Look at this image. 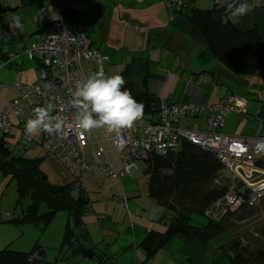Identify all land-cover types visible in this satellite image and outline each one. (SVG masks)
I'll list each match as a JSON object with an SVG mask.
<instances>
[{
    "label": "crops",
    "instance_id": "obj_1",
    "mask_svg": "<svg viewBox=\"0 0 264 264\" xmlns=\"http://www.w3.org/2000/svg\"><path fill=\"white\" fill-rule=\"evenodd\" d=\"M178 1L183 3L182 6L185 9L211 12L214 21L231 23L239 32L255 30L264 39V0H249V3L253 5L252 11L243 17H233L227 12L226 5L229 0ZM167 2L166 0H84L70 4L60 1L55 6L56 0H0V114L17 96L13 89L15 80H19L22 84H33L38 81L39 67L37 63L28 61L25 49L36 36H43L51 26L62 19L60 13L62 9H67L70 13V26L82 29L84 32L86 31L84 24L79 23L80 11L95 14L94 23L101 21L104 25V29L99 34V42H94L89 37L90 34H87L92 41V46L107 58L109 57L108 61L113 63L110 65L107 62L104 65V73L109 76L120 75L124 81H127L129 77L125 79L122 72L130 68L133 74L136 68H140V74L134 75L135 80L139 82L147 70L149 91L159 102L177 104L186 102L211 106L220 99L235 94L232 89L237 86L236 84H243L248 78L236 77L216 63L207 53L200 37L191 30L185 19L177 13L178 11L170 10ZM176 9L180 10V7ZM17 19L19 26L16 24ZM196 43L202 45L200 50L195 48ZM115 63L116 66H114ZM247 88L248 86L245 89ZM207 115V112H204L198 117L202 129L206 126ZM256 116L263 122L264 109L260 112L256 111ZM230 117L231 121L236 118L231 114L227 118ZM193 119L188 116L180 122V126L191 128ZM12 121L14 122V119ZM239 121L241 122L237 128L240 129L239 131L231 130L223 131V133L240 136L257 133L250 128L253 125L252 122L249 120L246 122L243 118H240ZM254 122L257 127L261 125L259 121L256 123L254 120ZM137 123H142V121ZM248 129L249 131H247ZM259 133L260 131L257 134ZM88 136L85 135L86 139L89 143L94 141L102 159H104L103 152H106L109 158L118 156L111 145L112 134H107L102 129L96 132L95 138L92 137L94 140H90ZM90 148L91 151L94 149L92 142ZM87 154L89 153L85 152V155ZM35 159H42L40 170L50 184L71 185L70 175L57 160L48 155L46 158ZM47 161L53 165V168L50 167L48 171L43 168ZM144 178V186H140L132 180L133 174L132 178H120L116 181L103 180L106 182L103 192L98 185L90 184V187L95 189L92 193L95 194L92 195L93 199H90L91 197L89 198L87 194L86 182L80 191L74 188L73 192H77L76 197L72 192V197L75 199L82 195L88 201L89 205L82 219L83 226L87 234H89V228L98 231L97 241L94 245L88 239L90 246L97 250L102 243L107 253L100 252L112 257L113 262L118 257L116 248H120L122 253L127 251L133 253V249H138L147 233L150 231L164 233L166 231L165 211L162 212L160 209L163 207L147 195L145 175ZM90 180L92 177H89ZM3 181H0V189L3 188ZM7 185H9L8 182ZM3 195L4 193L0 194V229L7 227L13 232L15 229V235L13 232L5 233V235L0 234V251L9 249L14 252L27 253L35 244L43 248L39 243L47 228L41 231L39 227L33 225L16 223V221H20L23 211L30 201L25 207H22L23 202L19 204L17 197L16 206L19 207V213L17 215L3 213L4 208L1 205ZM120 195L126 196V207L128 201L135 207V204L142 198H149L160 208H154L153 211L156 214L148 220L147 225L143 226L139 223V219L126 218V214H121L116 210L119 208L115 199ZM131 220H135L134 228L135 226L143 227H140L141 231L136 230L134 233L130 229ZM137 221L138 223L135 224ZM28 226L34 227L33 230L24 229ZM16 228L20 229L19 235L16 233L18 231ZM126 230L129 236L125 240L127 246L123 248L121 247L122 243L116 245V242L119 240L120 232L127 235ZM27 233V238H23ZM60 238L61 245L63 234ZM219 246L196 245L184 242L179 238H173L150 259L147 260L142 252L143 260L135 259L128 264H230L226 255L218 250ZM70 258L65 262L70 264H90L92 262L82 258L78 260H75L74 257ZM35 259H38L37 255H35ZM52 262L57 264L56 259Z\"/></svg>",
    "mask_w": 264,
    "mask_h": 264
},
{
    "label": "built area",
    "instance_id": "obj_2",
    "mask_svg": "<svg viewBox=\"0 0 264 264\" xmlns=\"http://www.w3.org/2000/svg\"><path fill=\"white\" fill-rule=\"evenodd\" d=\"M60 1L70 4L84 0H56L55 6ZM182 4L178 0H168L169 8ZM25 55L29 62L37 63L39 79L33 84H22L15 80L13 89L17 96L0 114V138H10L14 129L20 134L15 145L5 143L9 152H25L40 146L46 155L60 163L70 175L73 186L79 189L86 175H98L113 181L132 178L137 161L142 162L152 152L165 155L169 151H176L182 141H187L214 152L227 171L223 184L219 186H225L227 192L209 207L206 212L209 217L218 220L227 211L255 206L264 196V170L256 167L257 160L264 158V133L257 137H246L222 131L230 113L247 114L249 103L245 97L231 95L211 106L161 102L159 123H134L119 135L112 134L111 145L118 156L109 158L103 152L102 159L92 150L89 161L86 160L83 135L95 138L96 132L102 128L89 133L77 129L74 93L78 82L90 74L104 73L107 56L92 46L91 39L84 32L73 29L62 19L43 36H36L25 49ZM49 105L52 106L49 115L64 120L61 134L50 136L44 131L27 134L25 124L33 117L34 110ZM204 112L208 114L205 129L200 128V124H194L191 128L180 126L185 117L198 119ZM221 179H218V183ZM115 201L126 207V196ZM225 208L229 210L225 212Z\"/></svg>",
    "mask_w": 264,
    "mask_h": 264
},
{
    "label": "trees",
    "instance_id": "obj_3",
    "mask_svg": "<svg viewBox=\"0 0 264 264\" xmlns=\"http://www.w3.org/2000/svg\"><path fill=\"white\" fill-rule=\"evenodd\" d=\"M177 7H180V10L176 9ZM177 7H170V10L175 9L174 12L178 11L177 13L185 19L191 30L200 37L207 53L214 61L232 75L248 78L249 81L247 79L243 84L236 85L258 89L257 95L262 96L260 101L264 103V82L257 84L258 79H264V39L255 30L239 32L231 23L214 21L211 12L188 10L182 5ZM72 28L84 32L82 29ZM122 75L125 79L129 77L125 81V90L143 105L140 118L142 123L150 125L159 123L161 102L149 91L147 70L139 82L135 80L130 68L122 72ZM263 133L264 121L261 134ZM142 162L147 178V195L164 208V218L167 222L164 233L150 231L138 246L146 259H150L173 238L196 245L211 246L212 240L225 230L224 219L227 215H232L227 212V215L215 220L206 214L209 207L222 199L227 192L225 186L204 190L205 185L222 169L215 153L182 141L176 151H169L165 155L152 152ZM41 163L42 159L12 155L5 147V139L0 138V172L15 182L19 204L26 199L30 201L20 221L16 223L33 225L44 231L57 213H65L67 222L58 250L63 255V260L81 257L92 261L91 264H115L112 257L99 253L88 242V234L82 220L89 205L88 201L82 195L76 199L72 197V192L76 189L72 184L65 186L50 184L40 170ZM256 167L264 170V158L257 160ZM81 188L76 190L80 191ZM42 205L46 207L45 213L39 211ZM218 250L226 255L230 264H246L241 256L243 248L236 241L221 245ZM35 255L38 259H35ZM46 260L44 250L38 244L27 253L9 249L0 251V264H55Z\"/></svg>",
    "mask_w": 264,
    "mask_h": 264
},
{
    "label": "rangeland",
    "instance_id": "obj_4",
    "mask_svg": "<svg viewBox=\"0 0 264 264\" xmlns=\"http://www.w3.org/2000/svg\"><path fill=\"white\" fill-rule=\"evenodd\" d=\"M79 17H80L79 23H81L82 25L84 24L86 28L87 32L86 31H85L86 33L84 32L86 36H88L87 33H89L90 34L89 37L94 42H99V34L104 29V25H102L101 21L99 23L97 22L94 23L93 19L96 18V15L91 14V12L83 13L82 11H80ZM200 46L202 45L196 43L195 48L197 50H200L202 48ZM107 62L110 65L113 64L111 61H107ZM116 65L117 64L115 63L114 66ZM118 69L120 71L119 66H118ZM137 73L140 74V68H136L133 75ZM106 76H109V75L106 74ZM250 80L254 81L255 79H250ZM261 82H264V79L257 80V84H261ZM232 90L236 95L243 96L248 100L249 108H248L247 114L245 115H237V114L231 113V115L236 116V118L234 121H231V117L229 119L227 118L228 121L226 119L224 123V127L222 128V131H231V130L239 131L240 129L239 130L237 129L239 124L241 123L239 119L243 118L245 119L246 122L249 120L250 122L253 123V125L250 127L252 130L256 131L257 133L260 131V133L259 134L257 133L249 134V135L242 134V135L250 136V137L259 136L262 133L261 132L262 131V127H261L262 120L256 116V111L260 112V110L264 109V103L260 101V98H262V96L257 95L258 89L253 90L252 88L249 87L245 90V88L241 86L239 87L235 86ZM254 120H256V123L259 121L260 122L259 124L261 125L257 127L256 124H254L255 123ZM138 121H136L135 123H137ZM14 123H15V120H14ZM194 124H200L199 119H193L191 122V126H193ZM247 131H249V129ZM247 131H244V132H247ZM237 136H240V135H237ZM19 137H20L19 131L17 129H14L12 132V136L10 138L9 137L5 138V143L10 144V145H15ZM88 138H90V140H94L92 139L91 135H89ZM83 141L85 145V152L89 153L86 155V160L90 161V153H91L90 143L91 142L93 143V147H94L93 150L97 154H99L100 158H102L101 154L98 152V148L95 145L94 141H91L89 143L85 135H83ZM11 154L19 155V156L25 155L26 157L30 159L43 158V157L46 158V153L40 146H36L25 152L13 151ZM45 164L46 165H44L43 167L44 170L48 171L50 167L53 168V165L50 164L49 161H47ZM136 167L137 169L132 170V174H133L132 180L138 183L140 186H144L145 178H144L143 172L145 169V165L143 162L137 161ZM226 174H227V171L225 170L224 167H222V169L217 172L216 176L207 185H205L204 190L212 188V187L219 188V186L223 184L224 179H225L224 176ZM89 177H92V180L89 181ZM219 178H222V179L218 183ZM106 179L107 178H103L98 175H86L84 177L83 184L84 182H86L85 188L87 189V194L89 195V198L91 197L90 199H93L92 195H95V194H92L94 193L95 189L91 188L90 184L98 185L101 188L100 189L101 192H103L104 186L106 185V182L103 180H106ZM3 180L5 181V183ZM107 180L113 181L111 179H107ZM0 181L1 182L3 181V188L0 189L1 190L0 194L4 193L2 197V201H1V205L4 208L2 212L17 215L19 213V207L16 206L17 192H16V187H15V182H10L9 177H4L1 172H0ZM7 182L9 183V185H7ZM71 184L73 185V182ZM76 195H77V192H73V196L76 197ZM120 196H118V198ZM28 203H29V200L26 199L25 201H23L22 207H25ZM117 206L119 209H116V210L121 212V214L122 213L124 215L126 214L125 215L127 216L126 218L131 219L132 217L133 219L136 218V220L139 219L138 220L139 223H141L143 226L147 225L148 220L156 214V212L153 211L154 208L155 207L160 208L155 203H153V201L149 198H146V199L142 198L141 200H139V202H137V204H135V207L129 204V201H128L127 207L122 208V206H120L118 203H117ZM137 208H139V210H137ZM160 210L162 212L165 211L164 208H161ZM227 210L229 209H226L225 212ZM40 212L41 213L46 212V207L44 205L41 206ZM225 212H220V213L223 214ZM230 213H232V215L228 216L226 214L227 217L224 219V227H225L224 232L217 238L213 239L211 245L221 246L227 243H231L232 241H236L238 242L239 246L243 248V251H241V256L246 261V264H264V196L261 198L259 204L255 206L243 207L236 211H230ZM57 214L58 215L54 217L52 222L48 225L45 234L40 238L39 244L44 249V254L46 256L47 262L51 263L52 261H55L56 259L57 264H70L69 262H65L63 260V255H61L58 251L59 250L58 246L60 245V241H61L60 237H62L64 228L67 222V215L65 213H57ZM134 221L135 220H131L130 229L134 233L136 232V230L141 231L140 227L142 226L140 227L135 226L134 228V225H133ZM138 221L135 222V224H137ZM26 228L32 229L34 227L28 226V227H25L24 229ZM16 229L18 230L16 231V233L17 235H19L20 229L19 228H16ZM10 232H13V231H11V229H7V227H1L0 229L1 235H5V233H10ZM97 232L98 231H96L95 229L92 228L90 230L89 228L88 239L90 240V243L92 242L93 245L97 241ZM13 233L15 235V229ZM27 236H28V233L25 234L23 238H27ZM127 236H129L128 231H127V235H124L122 232H120V237H119V240L116 242V245H118L119 243H122L121 247L124 248L125 246H127L126 245L127 242H125V240L127 239ZM97 250L99 253L100 251L107 253V250L102 243L100 244V247L97 248ZM116 256L118 257L114 261L115 264H128L129 262L134 261L135 259L143 260L142 250L140 248L139 249L134 248L133 253L129 251L122 253L120 248H116ZM70 259L71 258H69L68 260ZM74 259L78 260V259H81V257H74ZM42 264H45V263H42Z\"/></svg>",
    "mask_w": 264,
    "mask_h": 264
},
{
    "label": "clouds",
    "instance_id": "obj_5",
    "mask_svg": "<svg viewBox=\"0 0 264 264\" xmlns=\"http://www.w3.org/2000/svg\"><path fill=\"white\" fill-rule=\"evenodd\" d=\"M249 0H229L227 12L233 17H243L252 11ZM19 26V20H16ZM125 81L120 75L106 76L103 72L90 74L77 83L75 89L74 121L78 130L89 133L103 129L107 134L119 135L138 121L143 112V105L133 99L124 88ZM52 106L34 110L33 117L25 124L29 135L41 131L48 135L61 134L64 120L59 116H50Z\"/></svg>",
    "mask_w": 264,
    "mask_h": 264
},
{
    "label": "water",
    "instance_id": "obj_6",
    "mask_svg": "<svg viewBox=\"0 0 264 264\" xmlns=\"http://www.w3.org/2000/svg\"><path fill=\"white\" fill-rule=\"evenodd\" d=\"M60 13L62 15L63 21L70 26L71 24V19H70V13L67 9H62L60 10Z\"/></svg>",
    "mask_w": 264,
    "mask_h": 264
}]
</instances>
